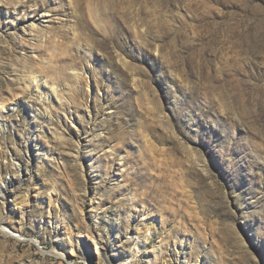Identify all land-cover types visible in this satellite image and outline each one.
Returning a JSON list of instances; mask_svg holds the SVG:
<instances>
[{
  "label": "rangeland",
  "instance_id": "obj_1",
  "mask_svg": "<svg viewBox=\"0 0 264 264\" xmlns=\"http://www.w3.org/2000/svg\"><path fill=\"white\" fill-rule=\"evenodd\" d=\"M4 190L0 264H264V0H0Z\"/></svg>",
  "mask_w": 264,
  "mask_h": 264
},
{
  "label": "bare ground",
  "instance_id": "obj_2",
  "mask_svg": "<svg viewBox=\"0 0 264 264\" xmlns=\"http://www.w3.org/2000/svg\"><path fill=\"white\" fill-rule=\"evenodd\" d=\"M2 108V107H1ZM10 190V189H9ZM8 191L7 190H4V191H2V192H0V193H2V195H4L3 196V198H7L8 196H10L9 195V193H7ZM11 192V191H10ZM15 193V192H14ZM13 194V193H12ZM28 195V194H27ZM13 197V199H15L17 196L16 195H14V196H12ZM22 198H25L26 197V194H25V196L23 195V196H21ZM9 198V197H8ZM26 202V201H25ZM23 200H21V204H23V203H25ZM90 234V233H89ZM57 237V236H56ZM100 238V237H99ZM99 238L97 237H93L92 235L91 236H89V238H87V239H90L91 240V242H90V244H85L84 242H83V246H85V248H84V250L83 251H81V256L82 257H84L87 261H94L95 260V262H98L100 259H102V257L104 256V255H106L105 254V248H104V246L101 244V242H100V240H99ZM136 242L137 243H140L141 242V240H140V237L138 236V235H136ZM79 243V242H78ZM77 243V244H78ZM141 246H142V244H141ZM63 248V247H62ZM77 250H80V248H78ZM94 250V251H93ZM65 250L64 249H62V252H61V254L62 255H64L65 254V252H64ZM155 253V252H154ZM73 254H75V251H73V248H72V252H71V255H73ZM156 254V253H155ZM108 264H112V263H109L108 262Z\"/></svg>",
  "mask_w": 264,
  "mask_h": 264
}]
</instances>
